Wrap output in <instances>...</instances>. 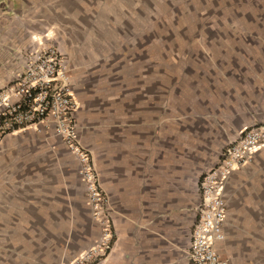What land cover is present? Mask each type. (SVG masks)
Returning a JSON list of instances; mask_svg holds the SVG:
<instances>
[{
    "label": "crops",
    "instance_id": "obj_1",
    "mask_svg": "<svg viewBox=\"0 0 264 264\" xmlns=\"http://www.w3.org/2000/svg\"><path fill=\"white\" fill-rule=\"evenodd\" d=\"M145 1L0 0V91L41 44L55 45L68 66L78 138L117 234L98 264H189L202 174L240 130L264 122V26L259 36L229 24L165 33L154 24L155 0ZM223 198L218 254L264 264V148L227 176ZM98 236L62 139L44 128L6 136L0 264H66Z\"/></svg>",
    "mask_w": 264,
    "mask_h": 264
},
{
    "label": "built area",
    "instance_id": "obj_2",
    "mask_svg": "<svg viewBox=\"0 0 264 264\" xmlns=\"http://www.w3.org/2000/svg\"><path fill=\"white\" fill-rule=\"evenodd\" d=\"M77 102L69 84L68 66L53 44L33 47L20 72L0 91V143L25 129L51 130L75 158L99 236L87 249L66 264H98L117 242L109 196L102 188L92 153L77 134ZM264 148V122L240 130L222 150L218 164L202 174L197 219L191 231L189 264H227L216 250L224 239L226 203L223 187L227 176L245 167L254 153Z\"/></svg>",
    "mask_w": 264,
    "mask_h": 264
},
{
    "label": "rangeland",
    "instance_id": "obj_3",
    "mask_svg": "<svg viewBox=\"0 0 264 264\" xmlns=\"http://www.w3.org/2000/svg\"><path fill=\"white\" fill-rule=\"evenodd\" d=\"M142 4L140 7H144L147 3L144 0ZM150 9L155 14V26L164 29L165 33L167 30L176 32L179 26L192 28L195 24H229L247 25L246 28H250L253 32L251 34L257 36L256 29L259 30L262 25L264 26V0H164L163 2L155 0ZM239 34L242 33L232 32L229 39L238 41ZM158 35L161 36L162 33H156V37ZM183 35L190 39L195 34L190 32Z\"/></svg>",
    "mask_w": 264,
    "mask_h": 264
}]
</instances>
